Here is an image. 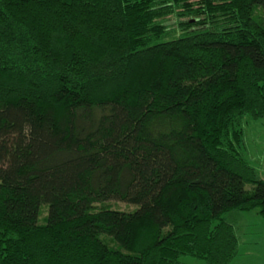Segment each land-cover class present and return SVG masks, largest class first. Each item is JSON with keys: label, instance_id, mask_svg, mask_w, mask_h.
<instances>
[{"label": "trees", "instance_id": "1", "mask_svg": "<svg viewBox=\"0 0 264 264\" xmlns=\"http://www.w3.org/2000/svg\"><path fill=\"white\" fill-rule=\"evenodd\" d=\"M263 117L264 0H0V264H229Z\"/></svg>", "mask_w": 264, "mask_h": 264}, {"label": "rangeland", "instance_id": "2", "mask_svg": "<svg viewBox=\"0 0 264 264\" xmlns=\"http://www.w3.org/2000/svg\"><path fill=\"white\" fill-rule=\"evenodd\" d=\"M170 18H168L169 20ZM167 20V21H168ZM173 24V21L168 23ZM243 157L254 169L257 179L264 181V117L258 120H249L243 124ZM250 189V186L246 187ZM108 207L120 211H132L136 207L124 203H108ZM46 206L41 208L39 224L44 223ZM224 219L233 225L238 249L234 259L229 264H264V219L257 211L230 212ZM181 264H205L204 261L190 257L179 259Z\"/></svg>", "mask_w": 264, "mask_h": 264}]
</instances>
